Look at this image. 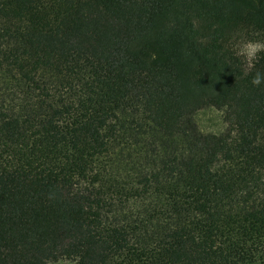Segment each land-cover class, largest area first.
I'll list each match as a JSON object with an SVG mask.
<instances>
[{"label":"trees","instance_id":"obj_1","mask_svg":"<svg viewBox=\"0 0 264 264\" xmlns=\"http://www.w3.org/2000/svg\"><path fill=\"white\" fill-rule=\"evenodd\" d=\"M245 41L264 0H0V264H264Z\"/></svg>","mask_w":264,"mask_h":264},{"label":"rangeland","instance_id":"obj_2","mask_svg":"<svg viewBox=\"0 0 264 264\" xmlns=\"http://www.w3.org/2000/svg\"><path fill=\"white\" fill-rule=\"evenodd\" d=\"M199 126L205 131H220V112L214 108H204L195 114Z\"/></svg>","mask_w":264,"mask_h":264},{"label":"clouds","instance_id":"obj_3","mask_svg":"<svg viewBox=\"0 0 264 264\" xmlns=\"http://www.w3.org/2000/svg\"><path fill=\"white\" fill-rule=\"evenodd\" d=\"M237 51L236 54L238 56H243L249 63L255 58L257 52L261 49H264V43H261L259 41L253 42V41H245L242 43H239L237 46H235ZM253 84H260L261 83V76L259 73L255 75V77L252 80Z\"/></svg>","mask_w":264,"mask_h":264}]
</instances>
